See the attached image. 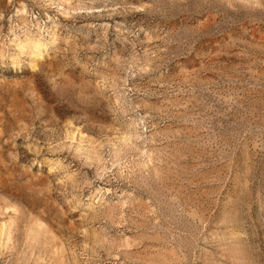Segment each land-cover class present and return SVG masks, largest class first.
I'll return each mask as SVG.
<instances>
[{
  "label": "rangeland",
  "instance_id": "obj_1",
  "mask_svg": "<svg viewBox=\"0 0 264 264\" xmlns=\"http://www.w3.org/2000/svg\"><path fill=\"white\" fill-rule=\"evenodd\" d=\"M0 264H264V0H0Z\"/></svg>",
  "mask_w": 264,
  "mask_h": 264
}]
</instances>
